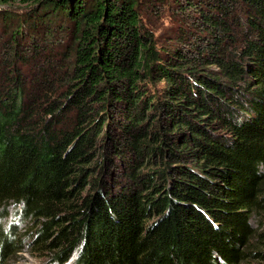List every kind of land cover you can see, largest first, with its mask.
Instances as JSON below:
<instances>
[{"label": "trees", "instance_id": "trees-1", "mask_svg": "<svg viewBox=\"0 0 264 264\" xmlns=\"http://www.w3.org/2000/svg\"><path fill=\"white\" fill-rule=\"evenodd\" d=\"M18 1L0 219L14 205L50 264H264V0Z\"/></svg>", "mask_w": 264, "mask_h": 264}, {"label": "rangeland", "instance_id": "rangeland-1", "mask_svg": "<svg viewBox=\"0 0 264 264\" xmlns=\"http://www.w3.org/2000/svg\"><path fill=\"white\" fill-rule=\"evenodd\" d=\"M0 74L5 67L3 64L6 63V56L9 53V49L7 44L9 42L8 36H6V32H4V27L2 26L4 23L5 15H2L1 12L6 10V14L14 15L16 13H21L23 11V5L18 0H9V3H1L0 4ZM144 22L147 24L148 28L158 37V39L162 42L167 41V37H170L172 34V28L175 23L168 16V8H162L159 11H155L152 9H146L144 12ZM27 55H30L27 53ZM36 58V57H34ZM29 60V58H27ZM34 62L31 61V63ZM30 63V64H31ZM31 65L23 66L22 70L26 73L30 70ZM18 67L21 65L18 63ZM251 224L253 226L257 225L256 217L251 218ZM0 223H2L3 227L6 229L9 226H14L13 232L14 235L12 240H17V244L19 246L18 251L11 254L6 260L3 258L0 260V264H50L48 256H38L31 249L30 246V237L26 234L27 229L30 226V222L26 220L24 217L20 216L16 211L14 205H10L4 214V216L0 219ZM66 264H69L68 262Z\"/></svg>", "mask_w": 264, "mask_h": 264}]
</instances>
